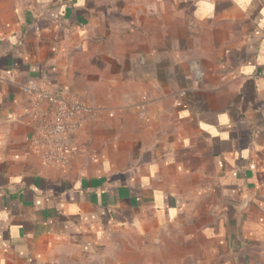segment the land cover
<instances>
[{"label": "crops", "instance_id": "0c3cea01", "mask_svg": "<svg viewBox=\"0 0 264 264\" xmlns=\"http://www.w3.org/2000/svg\"><path fill=\"white\" fill-rule=\"evenodd\" d=\"M99 118L46 164L22 92ZM264 264V0H0V264Z\"/></svg>", "mask_w": 264, "mask_h": 264}, {"label": "built area", "instance_id": "2783aa9c", "mask_svg": "<svg viewBox=\"0 0 264 264\" xmlns=\"http://www.w3.org/2000/svg\"><path fill=\"white\" fill-rule=\"evenodd\" d=\"M22 92L31 104L30 116L36 126L30 138L32 149L46 164L66 165L69 158L80 154L66 142V137L95 122L100 116L99 109L78 94L60 93L36 80H29Z\"/></svg>", "mask_w": 264, "mask_h": 264}, {"label": "rangeland", "instance_id": "374dc122", "mask_svg": "<svg viewBox=\"0 0 264 264\" xmlns=\"http://www.w3.org/2000/svg\"><path fill=\"white\" fill-rule=\"evenodd\" d=\"M132 238L126 234L118 235L107 241L108 247L114 244V249L107 250L95 260L94 257L88 258L85 262L80 264H143L142 257L128 256L127 249L128 243L131 244Z\"/></svg>", "mask_w": 264, "mask_h": 264}]
</instances>
